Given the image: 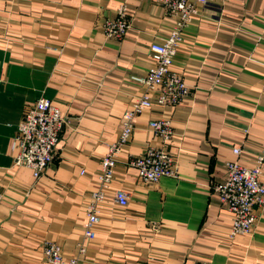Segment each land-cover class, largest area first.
Listing matches in <instances>:
<instances>
[{
    "label": "crops",
    "instance_id": "0c3cea01",
    "mask_svg": "<svg viewBox=\"0 0 264 264\" xmlns=\"http://www.w3.org/2000/svg\"><path fill=\"white\" fill-rule=\"evenodd\" d=\"M188 1L199 14L182 29L172 69L189 95L135 119L89 240L85 206L101 159L123 113L147 93L138 79L151 65L149 46L170 35L175 18L157 0H0V264H49V242L76 264H264V207L250 234L231 239L230 214L209 188L223 182L226 162L250 168L264 149V0ZM123 3L129 28L117 41L104 24ZM42 98L63 124L51 165L35 179L16 165L12 141ZM161 118L171 127L165 142L148 126ZM148 148L172 155L177 177L143 183L130 162ZM120 189L123 208L113 201Z\"/></svg>",
    "mask_w": 264,
    "mask_h": 264
},
{
    "label": "built area",
    "instance_id": "2783aa9c",
    "mask_svg": "<svg viewBox=\"0 0 264 264\" xmlns=\"http://www.w3.org/2000/svg\"><path fill=\"white\" fill-rule=\"evenodd\" d=\"M203 6L207 0H195ZM175 18V25L168 37L162 43H152L149 46L148 58L151 62L145 77L138 81L146 86L147 93L137 97L130 109L126 110L120 121V131L115 143L107 148L101 159L100 174L98 176V190L92 194L91 200L85 206L86 237L91 240L95 236V227L100 221L101 206L106 198V192L114 179L116 157L122 152L129 141L134 129L135 119L152 105H176L189 95V87L182 75L172 69L173 57L183 41L182 29L199 14L197 8L188 0H157ZM126 6L123 3L117 9V17L104 24L107 37L121 41L129 25L125 19ZM150 93H155L152 97ZM63 119L59 109L50 100L42 98L25 112L22 121L17 126L12 141V148L18 150L16 165L27 167L32 171L35 179L51 165L53 153L62 128ZM149 128L162 142L171 136L170 121L156 119L150 121ZM239 155V148L232 150ZM136 170L138 178L147 184H156L163 177H177L176 160L162 148H148L140 156L130 162ZM264 168V149L256 157L255 164L244 167L237 162L225 163V177L223 182L212 184L210 191L216 195L231 217L229 237L248 235L252 232L256 222L255 208L264 207V184L260 176ZM3 195L0 191V204ZM128 194L124 190L113 193L114 203L123 208L128 204ZM83 247L78 252L82 254ZM43 257L49 264H76L77 258L68 260L63 256L62 249L55 243H46ZM195 264H208L205 261Z\"/></svg>",
    "mask_w": 264,
    "mask_h": 264
}]
</instances>
